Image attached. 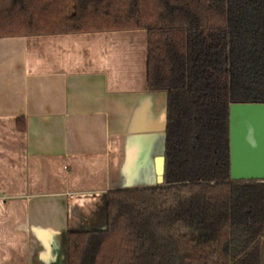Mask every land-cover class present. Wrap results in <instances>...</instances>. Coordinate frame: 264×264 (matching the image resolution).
Returning <instances> with one entry per match:
<instances>
[{
	"label": "trees",
	"instance_id": "trees-1",
	"mask_svg": "<svg viewBox=\"0 0 264 264\" xmlns=\"http://www.w3.org/2000/svg\"><path fill=\"white\" fill-rule=\"evenodd\" d=\"M119 30L146 32L167 94L164 179L109 189L67 264H260L264 181L230 177L229 106L264 103V0H0V37Z\"/></svg>",
	"mask_w": 264,
	"mask_h": 264
},
{
	"label": "crops",
	"instance_id": "crops-1",
	"mask_svg": "<svg viewBox=\"0 0 264 264\" xmlns=\"http://www.w3.org/2000/svg\"><path fill=\"white\" fill-rule=\"evenodd\" d=\"M166 108L144 30L0 37V264H67L109 189L155 185Z\"/></svg>",
	"mask_w": 264,
	"mask_h": 264
},
{
	"label": "water",
	"instance_id": "water-1",
	"mask_svg": "<svg viewBox=\"0 0 264 264\" xmlns=\"http://www.w3.org/2000/svg\"><path fill=\"white\" fill-rule=\"evenodd\" d=\"M229 148L232 180L264 181V103L230 104ZM155 170L156 184H160L164 179V154L157 157Z\"/></svg>",
	"mask_w": 264,
	"mask_h": 264
},
{
	"label": "built area",
	"instance_id": "built-area-1",
	"mask_svg": "<svg viewBox=\"0 0 264 264\" xmlns=\"http://www.w3.org/2000/svg\"><path fill=\"white\" fill-rule=\"evenodd\" d=\"M0 195H1V193H0Z\"/></svg>",
	"mask_w": 264,
	"mask_h": 264
}]
</instances>
